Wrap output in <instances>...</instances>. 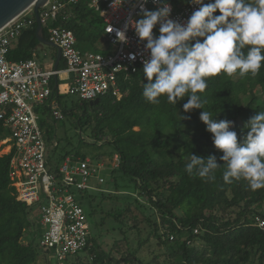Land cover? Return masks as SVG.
I'll return each mask as SVG.
<instances>
[{"label":"trees","instance_id":"obj_1","mask_svg":"<svg viewBox=\"0 0 264 264\" xmlns=\"http://www.w3.org/2000/svg\"><path fill=\"white\" fill-rule=\"evenodd\" d=\"M87 1L70 6L68 19L50 25L70 30L80 51L102 53L96 45L103 38L102 19ZM168 2L178 8L185 0ZM35 27L23 31L12 44L9 61L31 58L40 46ZM42 35L48 39L46 27ZM58 67L63 69L64 64L60 62ZM249 79L261 87V97L245 90L243 82ZM144 83L147 80L142 68L119 76L120 98L99 97L97 105L80 99L61 105L63 96H56L53 90L61 120L51 119L46 105L35 109L49 145L47 165L53 173L57 174L66 158H89L94 163L103 157L118 158L117 166L110 171L112 191L100 193V201L107 200L114 206L102 213L99 223L104 226L110 217L118 226L89 232L82 254L68 257L65 264H264V236L255 226L256 218L264 220V189L252 191L243 180L225 183L223 168L214 181L190 176L186 164L191 154L203 158L214 155L218 164H223L222 153L215 149L211 134L199 119L203 110L185 113L187 97L176 105L169 104L166 97L157 104L149 103L143 97ZM207 83L202 94L204 110L213 118L234 122L231 130L237 132L238 140L242 139L247 135L245 122L256 112H264V66L255 77L222 73ZM48 116L49 134L44 128ZM64 120L69 121L68 128L63 123L56 126L57 121ZM69 130H73L72 136ZM8 136L9 130L0 120V141ZM103 148L107 152L100 151ZM10 159L11 152L0 155V264H36V241L43 229L37 209L15 199L9 179ZM78 195V202L81 206L85 203L88 210L84 211L87 220L94 213V197L88 192ZM32 214L37 223L31 221ZM104 238H110L111 243H105ZM145 251L147 259L141 257Z\"/></svg>","mask_w":264,"mask_h":264},{"label":"built area","instance_id":"obj_2","mask_svg":"<svg viewBox=\"0 0 264 264\" xmlns=\"http://www.w3.org/2000/svg\"><path fill=\"white\" fill-rule=\"evenodd\" d=\"M79 1L48 0L38 10L41 26L47 29V41L60 50L63 69L42 66L36 51L28 60L7 59L12 44L35 24L33 6L0 29V120L9 130L8 138L0 141V150L6 148L7 153L11 152L9 179L15 189V199L37 209L38 223L43 229L40 247L51 253L56 264H65L68 257L81 252L88 244L86 216L74 193L96 190L94 183L104 182L100 176L103 165L88 158L75 161L66 158L57 174L53 173L47 165L49 145L35 109L46 105L50 107L52 119H62L59 103L52 97L53 90L56 96H75L82 101L106 95L119 99V76L135 73L148 58L146 42L139 41L131 26L125 33L126 42L118 41L116 36L117 31H124L127 22L141 18V5L137 0L122 3L121 0H88L87 6L102 19L103 38L115 50L103 54L80 51L70 30L50 25L53 21L68 19V8ZM170 4V18L180 23H185L199 7L188 0L178 8ZM143 6L149 11L157 8L153 0ZM156 31L159 24L153 29L154 36ZM131 55L135 59H130ZM54 78L56 86L52 87ZM113 161L117 166L116 155ZM255 226L264 236V220L256 218Z\"/></svg>","mask_w":264,"mask_h":264},{"label":"clouds","instance_id":"obj_3","mask_svg":"<svg viewBox=\"0 0 264 264\" xmlns=\"http://www.w3.org/2000/svg\"><path fill=\"white\" fill-rule=\"evenodd\" d=\"M137 2L141 18L127 22L116 36L126 42L125 33L131 26L139 41L146 42L143 97L152 104L166 97L173 105L187 97L183 111L203 110L199 119L211 134L215 149L222 153V166L214 155L203 158L191 154L186 172L214 181L223 168L225 183L243 180L252 191L264 189V112H256L245 122L247 135L238 140L237 132L231 130L234 122L213 118L204 110L206 101L202 98L210 78L222 73L241 78L259 74L264 66V0H211L207 4L204 0H188L199 7L185 23L170 18L172 6L168 0H153L157 8L152 11L143 6L148 0ZM217 12L219 15H215ZM157 24L159 35L154 36Z\"/></svg>","mask_w":264,"mask_h":264},{"label":"rangeland","instance_id":"obj_4","mask_svg":"<svg viewBox=\"0 0 264 264\" xmlns=\"http://www.w3.org/2000/svg\"><path fill=\"white\" fill-rule=\"evenodd\" d=\"M97 47L100 49V51L103 53H112L115 50V47L111 44H109L104 38L100 39L97 42ZM47 49V48H46ZM244 84V88L246 91L248 90H252L253 92H255L256 95L261 97V87L253 82L252 80H245L243 82ZM78 98L75 96H63L62 98H60V104L61 105H70L72 102H75ZM52 119V118H51ZM49 122L51 123V121L49 120V116L48 118H46L45 120V125L44 128L45 130H48V134H49ZM64 124L66 128L69 127V121L68 120H64L62 121H57L56 122V126H59L61 124ZM73 130H69L68 134L69 135H73ZM107 148H103L100 151L102 152H107ZM86 152V150H84ZM7 153V149L4 148L2 150H0V155L2 154H6ZM89 159V158H88ZM93 162V161H92ZM96 163H100L103 165V168L101 169L100 172V176L103 178L104 182L102 184H96L94 183V188L96 190H90L88 191V194L92 195L94 197V200L92 201V207H93V211L94 213L91 216H88L87 218V225H88V230L91 233H96L98 231H102L104 232L105 230H109L111 228H116V226H118L117 223H115L113 221L112 218L108 217L105 220V224L104 226L100 227L99 223L101 221V217L103 216L102 213L108 211L110 208H113L114 204L109 203L107 200L104 201H100V193H102V191L107 190L108 192H111V184H110V171L112 168H115V162L113 161V157L112 159H108L107 157H103L101 160H99ZM91 183H93V181H91ZM76 198H78L79 200V195L77 193H74ZM82 207L84 208V211L88 212V210H86L85 208V203H82ZM31 221L34 223H37V219L35 218V215L32 214V216L30 217ZM105 243L110 244L111 243V239L108 238H104ZM38 248H39V255H38V259H37V263L36 264H56L55 259L52 257L51 253L49 251L42 253L41 252V247L39 244V240L36 241ZM41 249V250H40ZM80 255L82 254L81 252H79ZM45 255V259H43V256ZM141 257H145V259H147L148 257V253L145 251L143 253H141ZM69 259V258H68ZM45 260V261H44Z\"/></svg>","mask_w":264,"mask_h":264},{"label":"water","instance_id":"obj_5","mask_svg":"<svg viewBox=\"0 0 264 264\" xmlns=\"http://www.w3.org/2000/svg\"><path fill=\"white\" fill-rule=\"evenodd\" d=\"M48 0H0V29L13 20L17 15L23 12L30 6H33V14L35 18V34L37 41L45 46L55 48L57 51V56L53 68L57 69V65L61 59L60 50L47 41L42 35V26L38 16V10L41 8ZM56 86V78L53 79ZM90 105H97L98 99L89 102Z\"/></svg>","mask_w":264,"mask_h":264},{"label":"crops","instance_id":"obj_6","mask_svg":"<svg viewBox=\"0 0 264 264\" xmlns=\"http://www.w3.org/2000/svg\"><path fill=\"white\" fill-rule=\"evenodd\" d=\"M35 51L37 52L38 62L42 66H44V67L54 66L55 59H56V56H57V51H56L55 48L40 44V46H38L37 49H35ZM60 62L62 64H64L61 59H60L59 63ZM57 69H60L58 67V65H57Z\"/></svg>","mask_w":264,"mask_h":264}]
</instances>
